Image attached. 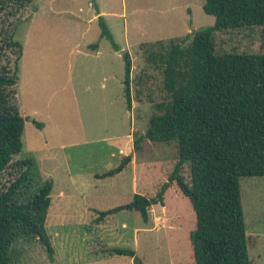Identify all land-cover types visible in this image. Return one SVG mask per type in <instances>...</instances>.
Here are the masks:
<instances>
[{
	"label": "rangeland",
	"instance_id": "rangeland-1",
	"mask_svg": "<svg viewBox=\"0 0 264 264\" xmlns=\"http://www.w3.org/2000/svg\"><path fill=\"white\" fill-rule=\"evenodd\" d=\"M0 1L2 62L13 69L17 57L5 46L9 35L22 53L15 100L25 125L22 150L13 161H35L20 198L53 184L45 223L52 261L37 239H24L14 244L11 264H133L128 257L97 254L110 248L131 249L144 264H193L189 236L195 214L174 184L165 191L164 206L150 207L147 223L126 210L99 225L94 220L99 212L130 203L135 194L154 197L167 182L177 162L175 143L144 140L141 150H134V138L144 134L153 104L164 96L161 76L147 67L139 46L212 26L204 0H96L98 14L89 0H31L18 12L13 0ZM99 17L119 51L99 38ZM263 33L261 28L217 33L216 50L264 53ZM94 43L96 52L88 49ZM124 53L131 59L130 109L123 92ZM125 157L121 173L96 178ZM182 174L189 182L187 165ZM17 175L7 169L0 185ZM240 193L249 259L264 264V177L241 178Z\"/></svg>",
	"mask_w": 264,
	"mask_h": 264
},
{
	"label": "trees",
	"instance_id": "trees-1",
	"mask_svg": "<svg viewBox=\"0 0 264 264\" xmlns=\"http://www.w3.org/2000/svg\"><path fill=\"white\" fill-rule=\"evenodd\" d=\"M13 1L18 12L31 0ZM89 3L98 14L96 0ZM202 8L206 15L214 17L212 26L184 37L139 46L147 67L161 76L160 91L164 96L154 104L149 96L155 113L144 134L134 138V150L139 152L144 140L175 143L177 162L167 182L154 197L135 194L130 203L99 212L94 223L102 224L108 216L124 210L138 213L147 223L150 207L164 206L165 191L174 184L195 214V229L189 236L193 264H251L240 179L264 177V53H218L215 35L264 30V0H204ZM97 23L99 38L107 39L111 48L119 51L104 19L99 17ZM8 40L5 46L16 51L17 57L11 69L2 62L0 47V182L7 169L18 175L8 185H0V264H11L14 244L24 239H37L52 261L54 250L45 232L52 182H46L28 199L20 198L21 190L31 182L35 161L31 157L13 161L22 150L25 121L15 100L21 46L10 35ZM88 49L96 52L98 43ZM123 60V92L130 109L131 59L127 53ZM141 94L137 91V98ZM32 123L41 129L40 123ZM127 161L129 157L96 178L121 173ZM184 165L189 171V182L182 174ZM101 253L144 264L131 249L97 252Z\"/></svg>",
	"mask_w": 264,
	"mask_h": 264
},
{
	"label": "water",
	"instance_id": "water-1",
	"mask_svg": "<svg viewBox=\"0 0 264 264\" xmlns=\"http://www.w3.org/2000/svg\"><path fill=\"white\" fill-rule=\"evenodd\" d=\"M122 56H123V54H122Z\"/></svg>",
	"mask_w": 264,
	"mask_h": 264
}]
</instances>
